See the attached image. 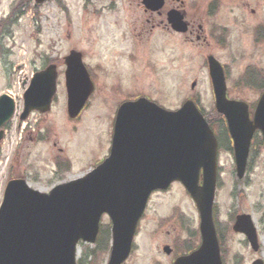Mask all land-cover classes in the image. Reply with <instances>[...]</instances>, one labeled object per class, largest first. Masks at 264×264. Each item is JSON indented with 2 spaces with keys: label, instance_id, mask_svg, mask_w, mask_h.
Listing matches in <instances>:
<instances>
[{
  "label": "rangeland",
  "instance_id": "obj_1",
  "mask_svg": "<svg viewBox=\"0 0 264 264\" xmlns=\"http://www.w3.org/2000/svg\"><path fill=\"white\" fill-rule=\"evenodd\" d=\"M181 1L183 4L167 0L163 12L173 5L184 9L194 25L184 34L159 25L161 20L167 23L166 15L146 12L142 0H48L39 6L35 1L0 0V96L9 93L17 103L15 117L4 127L5 137L0 142V205L11 178L24 177L33 188L48 191L99 165L110 152L115 112L127 97L145 95L170 110L193 98L213 116L215 97L207 65L210 54L228 69L229 89L249 67L264 71V41L255 39V29L264 25V0ZM200 24L205 30L198 41L195 34ZM220 26L227 34L224 45L211 38ZM71 50L83 52L85 63L92 72L94 69L96 83L82 115L74 120L67 113L64 65ZM50 64L58 67L52 106L45 112L33 111L22 121L24 94L32 75ZM259 96L256 89L247 88L230 94L251 105ZM215 128L218 132L223 129L221 124ZM228 138L219 151L214 204L222 256L225 264H253L264 259V145L257 134L247 174L239 179ZM59 155L71 161V170H58ZM243 213L251 215L257 227L258 251L245 235L233 230L236 216ZM101 225L111 227L107 215ZM199 226V211L181 184L154 193L125 264H171L175 253L166 254L164 247L180 251L196 246ZM94 248L81 243L79 258H87V264H107L105 243L92 259L91 252H85Z\"/></svg>",
  "mask_w": 264,
  "mask_h": 264
},
{
  "label": "water",
  "instance_id": "obj_2",
  "mask_svg": "<svg viewBox=\"0 0 264 264\" xmlns=\"http://www.w3.org/2000/svg\"><path fill=\"white\" fill-rule=\"evenodd\" d=\"M45 0H37L42 3ZM147 9L159 10L164 0H143ZM169 21L178 32H187L181 12L171 11ZM68 111L77 117L93 92V84L82 62L72 51L66 58ZM216 107L228 121L234 140L237 174L243 178L252 138L264 136V93L254 118L249 105L227 97L225 73L220 62L209 57ZM195 87V84L193 85ZM57 89L55 67L37 73L25 93V120L32 110L50 108ZM15 101L0 97L1 128L11 120ZM218 140L207 119L192 100L177 111L163 109L147 98L124 103L118 112L111 154L93 172L43 193L24 179L11 180L0 207V264H76L80 240L94 243L100 221L108 213L113 222L112 252L108 264H123L151 193L184 184L201 214V246L174 264H223L213 217L217 187ZM203 181L200 183L201 171ZM234 229L247 235L259 249L257 230L250 215H239ZM166 253L171 249L165 247ZM253 264H264L262 259Z\"/></svg>",
  "mask_w": 264,
  "mask_h": 264
},
{
  "label": "trees",
  "instance_id": "obj_3",
  "mask_svg": "<svg viewBox=\"0 0 264 264\" xmlns=\"http://www.w3.org/2000/svg\"><path fill=\"white\" fill-rule=\"evenodd\" d=\"M258 38L261 39V38H264V32H260L259 35H258ZM248 76L246 77L243 76V82H247V85H249L250 83L253 84L254 86H257L256 88L260 89V90H263L264 89V77H259L260 75L258 74V72H255V71H249V73L247 74ZM222 117L218 115V118L217 120H221ZM101 238L104 240H100V245L104 242L105 243V250L108 248L109 246V239H110V232H109V228L103 230V233L101 235ZM190 246L186 247V249H189ZM191 248V247H190ZM94 254H96V251H92V255L94 256ZM87 262V258H83L81 260V264H86Z\"/></svg>",
  "mask_w": 264,
  "mask_h": 264
},
{
  "label": "flooded vegetation",
  "instance_id": "obj_4",
  "mask_svg": "<svg viewBox=\"0 0 264 264\" xmlns=\"http://www.w3.org/2000/svg\"><path fill=\"white\" fill-rule=\"evenodd\" d=\"M172 7H174V6H172ZM154 14V13H153ZM163 14H165V13H162L161 15H163ZM160 15V16H161ZM157 24V23H156ZM159 25H162V24H164V27L166 28V29H169V27L167 26V24L165 23V21L164 20H161V22L160 23H158ZM152 27L153 28H155V27H157V25H155V24H152ZM168 27V28H167ZM190 27L191 28H193L194 27V25L191 23V21H190ZM204 31V29H200V25H198V30L196 31V39L199 41L200 40V38H198L199 37V35L202 33Z\"/></svg>",
  "mask_w": 264,
  "mask_h": 264
}]
</instances>
